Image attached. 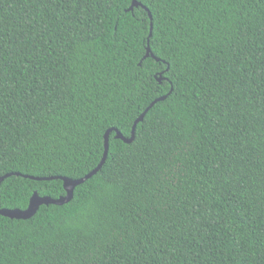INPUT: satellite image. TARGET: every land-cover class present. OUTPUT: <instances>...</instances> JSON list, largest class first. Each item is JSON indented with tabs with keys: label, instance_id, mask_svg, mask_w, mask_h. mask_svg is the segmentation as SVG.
Segmentation results:
<instances>
[{
	"label": "trees",
	"instance_id": "16d2710c",
	"mask_svg": "<svg viewBox=\"0 0 264 264\" xmlns=\"http://www.w3.org/2000/svg\"><path fill=\"white\" fill-rule=\"evenodd\" d=\"M137 1L0 0V264H264V0Z\"/></svg>",
	"mask_w": 264,
	"mask_h": 264
},
{
	"label": "water",
	"instance_id": "95a60500",
	"mask_svg": "<svg viewBox=\"0 0 264 264\" xmlns=\"http://www.w3.org/2000/svg\"><path fill=\"white\" fill-rule=\"evenodd\" d=\"M141 5V3H139L137 0H134L132 6L130 7V10H133V8L135 6H139ZM144 7V6H143ZM150 17L151 14L149 13ZM150 55V48H148V53L147 56ZM159 80H161V77L159 78ZM165 97V96H164ZM164 97L159 98L157 100H155L154 102H152V104H150V106L146 109V111L136 120L134 126H133V130H132V135L130 138H126L124 135H122V133L120 131H118L117 129L115 130L117 132L116 137L123 139L126 142H131L134 139V135H135V128L136 125L139 121L143 120V117L145 115V113L147 112V110L153 106V104L155 102H157L158 100L164 99ZM112 131V129H109L106 133H105V152H104V156L102 161L100 162V164L93 169L90 173H88L86 176L82 177V178H78V179H72V178H68V177H59L62 178L63 182H64V188L67 192V194L65 196H62L58 199L56 198H52L49 196H39L36 192L34 193V195L32 196L29 206L27 209L25 210H21V209H2L0 210V214L11 217V218H19V219H26L29 218L31 216H33V214L38 210V208L42 205V204H63L66 203L68 201H70L73 197L74 194V189L77 185L83 183L86 179L90 178L93 174H95L103 165V163L105 162V159L107 157V153H108V145H109V133ZM8 175L11 174H6L4 176L0 177V183L5 179V177H7ZM51 179V178H49Z\"/></svg>",
	"mask_w": 264,
	"mask_h": 264
}]
</instances>
